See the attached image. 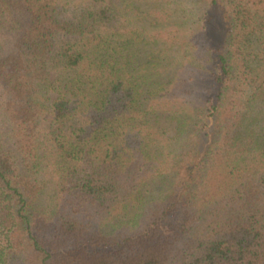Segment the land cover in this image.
I'll use <instances>...</instances> for the list:
<instances>
[{
  "label": "trees",
  "instance_id": "trees-1",
  "mask_svg": "<svg viewBox=\"0 0 264 264\" xmlns=\"http://www.w3.org/2000/svg\"><path fill=\"white\" fill-rule=\"evenodd\" d=\"M0 106V264H264V0H0Z\"/></svg>",
  "mask_w": 264,
  "mask_h": 264
},
{
  "label": "rangeland",
  "instance_id": "rangeland-1",
  "mask_svg": "<svg viewBox=\"0 0 264 264\" xmlns=\"http://www.w3.org/2000/svg\"><path fill=\"white\" fill-rule=\"evenodd\" d=\"M6 41L10 39L11 35L6 34ZM0 130L6 135L8 128H7V120L5 119V116L2 112L1 106H0Z\"/></svg>",
  "mask_w": 264,
  "mask_h": 264
}]
</instances>
